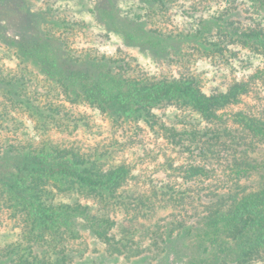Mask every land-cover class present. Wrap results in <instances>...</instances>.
<instances>
[{"label":"trees","instance_id":"trees-1","mask_svg":"<svg viewBox=\"0 0 264 264\" xmlns=\"http://www.w3.org/2000/svg\"><path fill=\"white\" fill-rule=\"evenodd\" d=\"M249 2L0 0L18 61L0 65V227L7 210L23 239L0 229V264H75L64 245L82 225L128 261L264 264V113L247 103L264 0ZM81 107L134 135L93 145ZM131 145L143 153L120 159Z\"/></svg>","mask_w":264,"mask_h":264},{"label":"rangeland","instance_id":"rangeland-1","mask_svg":"<svg viewBox=\"0 0 264 264\" xmlns=\"http://www.w3.org/2000/svg\"><path fill=\"white\" fill-rule=\"evenodd\" d=\"M36 9V7H34ZM115 47L119 45L120 40L117 37H114L113 40ZM1 44V41H0ZM103 50H113L114 48L109 46H102ZM0 47V65H5L7 68L10 69H16L18 61H10L5 57V54L3 52V48ZM127 50V49H126ZM133 55L138 56L142 58L141 54L136 49H129ZM143 59V58H142ZM144 61L145 65H149L150 61ZM247 103L249 104V108L256 112L257 114H263L264 113V85H261L256 91L252 97L247 99ZM81 112H85L89 114L92 119L93 123H95V133L96 135L89 138L90 142L93 145H102V146H109L113 143H120L125 144L127 143L128 139L130 138V135H134V129H131V131H128L125 133L124 131L115 132L113 125L110 124V120L102 114L99 110L87 108V107H81ZM164 110H159L158 113L163 114ZM172 110L166 112L168 113L169 117L172 118L174 113H171ZM176 122H172L170 126L176 125ZM98 125V126H97ZM131 128H133V125H130ZM178 129H182L183 126H181L180 122H178ZM126 134V136H125ZM142 135V133H141ZM152 139L151 134L147 131L143 133L142 140L149 141ZM118 147V146H117ZM152 146H150L151 148ZM142 147L137 145H131L129 149L126 150V152H120L119 158H126L130 161H133L136 157V155L142 154L143 152ZM162 159V158H161ZM148 165L152 166V163L150 160ZM147 162V163H148ZM3 225L0 227V229L3 231V237L2 239L7 238L9 242H16V241H22L23 239L21 237H17L15 233H19L20 229L18 227V223L10 218V212L7 210L2 215ZM81 238L77 240H67L65 243V247L67 248L68 254H74L75 257V250H78L79 253L76 257L75 264H153V256L152 255H146L144 257L136 258L133 261H128L124 257H110L105 250V246L97 239L89 230L84 228V225H82V228H80ZM6 237H5V236ZM4 241H6L4 239ZM1 247V246H0Z\"/></svg>","mask_w":264,"mask_h":264},{"label":"clouds","instance_id":"clouds-1","mask_svg":"<svg viewBox=\"0 0 264 264\" xmlns=\"http://www.w3.org/2000/svg\"><path fill=\"white\" fill-rule=\"evenodd\" d=\"M240 6L243 7V8L250 9V11H249L248 14L249 15H253V12H252V4L249 2V0H244V3L242 5H240ZM217 7H219V8L222 9V8L228 7V5L227 4H221V5H218ZM261 18H264V12L259 13L258 16H254V19H261Z\"/></svg>","mask_w":264,"mask_h":264}]
</instances>
